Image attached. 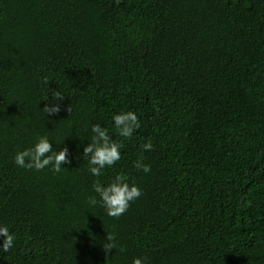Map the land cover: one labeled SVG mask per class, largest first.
<instances>
[{
	"label": "trees",
	"instance_id": "trees-1",
	"mask_svg": "<svg viewBox=\"0 0 264 264\" xmlns=\"http://www.w3.org/2000/svg\"><path fill=\"white\" fill-rule=\"evenodd\" d=\"M93 124L123 144L100 177ZM39 136L60 173L13 163ZM116 174L142 195L112 218L87 201ZM0 224V264H264V0H0Z\"/></svg>",
	"mask_w": 264,
	"mask_h": 264
},
{
	"label": "clouds",
	"instance_id": "clouds-1",
	"mask_svg": "<svg viewBox=\"0 0 264 264\" xmlns=\"http://www.w3.org/2000/svg\"><path fill=\"white\" fill-rule=\"evenodd\" d=\"M55 100L62 101L64 98L59 92H55ZM59 103L52 106L45 105L44 114L56 115L60 112ZM113 128L117 135L127 140L140 127L138 116L133 111H121L112 116ZM92 133L91 142L82 147L81 158L87 159V171L93 177H100L106 168H111L121 158L122 143L115 142L107 129L100 124H93L90 128ZM143 150L150 152L153 144L149 140L142 146ZM13 163L26 170L40 172L48 168L53 173H60L64 167L71 163L69 149L67 146L59 151L54 150L52 142L47 136H39L35 142L22 150L17 151L13 156ZM134 167L144 174L151 172V166L143 162V158L135 161ZM95 195L88 197V205L103 208L105 215L112 218H119L126 213L132 202L139 199L142 190L134 183H129L123 174H116L107 184L95 180L92 185ZM16 236L10 233L8 226L0 224V253H7L14 247ZM105 252L117 248L115 235L106 236L103 244ZM120 252L125 248L120 247ZM132 264H149L147 257H134Z\"/></svg>",
	"mask_w": 264,
	"mask_h": 264
}]
</instances>
